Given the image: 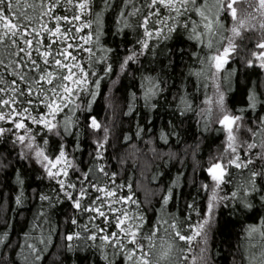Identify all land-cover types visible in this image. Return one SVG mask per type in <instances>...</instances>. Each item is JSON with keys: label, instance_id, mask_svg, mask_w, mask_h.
Instances as JSON below:
<instances>
[{"label": "trees", "instance_id": "16d2710c", "mask_svg": "<svg viewBox=\"0 0 264 264\" xmlns=\"http://www.w3.org/2000/svg\"><path fill=\"white\" fill-rule=\"evenodd\" d=\"M36 2L39 4V0ZM146 4L147 0H109L105 6L103 0H93L89 14L83 17L85 21H92V28L77 35L92 34V42L84 47H91L93 55L84 51L74 53L89 75L86 91H80L75 98L80 108L73 116L76 122L73 135L57 136L42 126L30 124L34 142L26 137L21 144L12 133L0 137V233H7L4 244H0V264H108L103 258L105 254L115 264H131L99 238L86 239L92 233L98 237L103 235L97 225L108 232L117 231L114 216L120 213H110L105 203L103 210L113 221L107 224L103 218L91 219L95 216L93 212L73 208L72 202L56 181L47 177L38 162L35 155L38 148L55 157L61 145L72 167L68 168L67 177L60 178L66 185L75 183L77 190L87 188L82 205L93 206L92 201L103 195L91 187L97 184L115 190L118 197L132 196L135 204L121 202L112 207L126 209L133 218L143 216V221L130 222L143 223L144 235L158 221H168L151 242L156 246L154 249H149V241H144L152 264L157 261L159 264H261L264 260V236H261L264 200L259 191L264 189V180L255 177L256 192H252L251 183L253 171L264 172V124L260 123L264 117V70L253 60V53L263 51L256 44L264 40V29L259 27L264 16L253 12L255 18H249L246 27H255L242 29V36L233 41L235 51L218 72L211 58L229 42L234 24L230 17L221 14V27L215 23V8L211 12L205 8V14L213 20L212 32H208L204 28L207 21L192 4L180 16L161 10L159 17L151 16L147 27L153 35L147 37L141 24L152 10ZM211 6L212 0H209L208 7ZM241 7L248 8V5ZM38 11L29 10L32 15H38ZM75 12L68 4L57 9V14L69 17ZM75 23L78 26L80 22ZM169 27L176 31L169 32ZM142 41H147L148 48L142 47ZM133 53L134 60L122 71L123 61ZM249 60L253 62L252 67L248 66ZM4 75L11 79L7 72ZM214 79L223 95L224 111L214 101L211 109L207 107L212 93L216 92ZM97 80L99 89L93 83ZM93 92L97 93L94 100ZM253 95L255 108L251 107ZM39 111L46 110L40 106ZM65 111L72 115L69 110ZM225 111L241 117L237 121L239 129H234L237 153L225 151L226 132L219 123ZM89 117L96 118L100 129L90 127ZM0 127L11 125L0 122ZM23 134L22 130L17 133ZM98 142L104 144L99 149L102 159L96 158ZM29 143H33L31 149L27 147ZM248 143H255L256 147L248 149ZM236 154L244 162L252 160L253 163L240 169L227 165ZM216 162L227 165L225 182L218 188L207 171ZM100 166L107 176L98 170ZM84 172H88L91 183L85 181L82 185ZM18 176L24 181L22 185L17 183ZM68 190L76 195V191ZM214 190L218 201L213 203V215L209 218L207 208ZM169 192L171 197L165 204L164 198ZM41 195L49 199L41 200ZM17 196L21 197L19 204ZM242 201L252 207L245 208ZM100 203L96 200L97 205ZM207 217L209 223L204 226V232L200 225H204ZM72 219L77 221L75 225ZM172 223L176 224L175 230L169 227ZM253 227L260 231L250 232ZM175 231L193 239L190 243L180 240ZM74 233H80V238L66 240V235ZM69 244L73 246L71 250ZM164 252L167 257L161 259ZM86 256L90 260H85Z\"/></svg>", "mask_w": 264, "mask_h": 264}, {"label": "snow or ice", "instance_id": "6c2138e0", "mask_svg": "<svg viewBox=\"0 0 264 264\" xmlns=\"http://www.w3.org/2000/svg\"><path fill=\"white\" fill-rule=\"evenodd\" d=\"M254 2L255 7H253V0H212V6L208 7L209 0H201L200 4H197V0H147L146 6L152 11L150 14L145 15L141 26L144 27L145 36L151 37L153 32L147 27L151 16L159 17L161 10H167L169 13L174 12L176 16H180L188 11L187 5L192 4L195 6V11L207 21L204 24V28L208 32H212L213 20L209 19L204 9L207 8L211 12L212 8H215V23L223 27L220 23L221 14L230 17L234 22L231 27L233 36L241 37L242 29L251 30L255 27V25H252L250 28L246 27L249 18H255L253 12H260L264 16V0H254ZM92 3L93 0H39V4H37L36 0H0V122L11 125L9 128L0 127V137H3L5 133H12L21 144L25 142L26 137L29 141L34 142L35 135L31 134L32 129L30 124L42 126L48 133H53L57 136L73 135L72 127L76 123L73 120V116L76 114V109L80 108V105L75 103V98L78 97L80 91H86L85 85L88 83L89 75L74 53L84 51L89 53V56L93 55L91 47H84V45L92 42V34L77 35L85 29L92 28L91 20H83V17L89 14ZM103 3L107 6L109 0H103ZM64 4L71 5L76 10L71 17L57 14V9L63 8ZM244 4H247L248 8L241 7ZM249 8L252 11H249ZM38 9V15H32L29 12L31 10V12L35 13ZM96 15L97 24L99 25L100 14L97 13ZM121 15L123 14L121 13ZM166 19L167 17L164 18V20ZM164 20L158 22L163 23ZM75 22L80 23L77 26ZM49 23H51V27H49ZM64 25H69L70 27H64ZM125 26L127 27V25ZM259 27L264 29V22L260 23ZM168 31L173 32L176 29L169 27ZM157 34H159V31ZM197 39H199V36H197ZM78 40H82L83 43H77L76 41ZM96 40H99V35L96 36ZM141 43L143 48H148L147 41H142ZM60 44L64 46L58 47ZM208 47H212L211 41H209ZM256 47L264 50V40L256 44ZM235 48L236 45L229 39L228 46L223 49V52L211 58L218 72L223 68L224 64L228 63V57L231 52L235 51ZM135 55L133 53L123 61L121 65L122 71L129 61L134 60ZM253 56L256 60L260 61L259 67L264 69V51H261L259 54L253 53ZM247 63L249 67L253 66L251 60ZM107 71H111L110 65ZM5 72H7L11 79H6ZM92 75H95V73L93 72ZM93 83L99 89V81H93ZM96 94L95 92L91 93L93 100ZM255 99V95L250 97L252 102L251 107L253 108L256 106ZM219 103L221 110L224 111L223 95H221ZM40 106L46 111L40 112ZM87 107L90 109L91 105L89 104ZM5 109L7 111H4ZM66 109L72 115H68L65 111ZM84 110L81 109V111ZM33 112H36V115H33ZM61 113H64L62 117ZM57 117H60V120H57ZM89 119L92 129H100L101 126L95 117H89ZM240 119V116L229 115L225 111V114L219 121L228 132V147L232 153H237V148L234 146L236 143L234 129H239L237 121ZM260 123L264 124V117L261 118ZM61 128L63 132H61ZM21 130L24 134L17 135ZM248 131L252 132V129H248ZM255 135L256 133L253 132V136ZM44 143L47 144L48 141L45 139ZM27 147L31 149L33 143H29ZM103 147V143H97L96 158H103L102 153L99 151ZM255 147V143L247 144L248 149ZM35 155L38 158V162L43 165L47 177L56 181L60 190L64 192L65 197L72 202L73 208L82 209L85 212H93L95 216L91 219L103 218V221L107 224H112L113 221L103 210L105 203H107L110 213H120V215L114 216V226L117 231L108 232L106 228H100L97 225L98 232L103 233V235L98 237L96 233H92L86 239L95 241L99 238L104 242L105 246H111L116 249L115 254L123 256L131 264H152V261L149 259V251L145 250L144 241H149L148 248L154 249L156 246L151 242L160 232L163 224H167L168 221L165 220L162 223L158 221L157 225H153L151 232L148 235H144L141 231L143 223L136 224L130 222L134 219L143 221V216L133 218L129 216L126 209L121 210L112 207V204L121 202L124 204L129 202L135 204L136 201L132 199V196L118 197L115 190L99 187L97 184H91V187L97 193L103 194L96 197V200L101 201V203L97 205L96 200H93V206H84L82 205V201L88 194L87 188L80 187L77 190L75 183L69 182L66 185L65 180L60 178L61 176L67 177L68 168L72 167L64 146L61 145L59 153L55 157L45 154L43 148H38ZM252 163V160L244 162L239 154H236L227 161V165H232L238 169L247 168ZM227 165L216 162L211 164L207 169L212 180L215 181L217 188L225 182L224 177L227 174ZM98 170L105 176L108 175L103 166H100ZM258 176L264 180V172H252V192L258 191L255 187V177ZM85 181L91 183L88 172L83 173V179L80 183L83 185ZM17 183L22 185L24 181L18 176ZM120 187H123V185ZM128 187L131 188V185H128ZM68 189L76 191V195L74 196V192ZM259 191L262 193L261 199L264 200V189H260ZM235 195L236 193H233V197ZM113 197L115 199H104ZM170 197L171 192L164 198L165 204L168 203ZM39 198L41 200L49 199L47 195H41ZM213 200H215V197H213ZM16 203H21L20 196L16 197ZM241 203L245 208L250 209L252 207L250 203L244 201ZM214 207L215 204L212 202L208 204L207 215L209 218L213 215ZM71 223L75 225L77 221L72 219ZM204 223L207 224L209 221L205 220ZM203 226V224L200 225V228L203 229ZM169 227L175 230L176 224L172 223ZM85 229L87 230V226H85ZM257 231L260 230L255 227L250 229V232ZM196 234L200 235V232ZM175 235L180 240L189 243L193 239L191 236L186 237L182 235L180 231H175ZM261 236H264V231H261ZM65 238L68 241H72L74 238L79 239L80 233L68 234ZM6 239L7 233H0V244H4ZM128 245H131V247L129 248ZM68 247L71 250L73 246L69 244ZM166 257L167 252H164L161 255V259H165ZM103 258L108 261V264H115L114 261L108 259L106 254ZM36 259L39 260L40 257L37 256ZM84 259L90 260V257L86 256ZM156 264H159V261ZM261 264H264V260L261 261Z\"/></svg>", "mask_w": 264, "mask_h": 264}, {"label": "rangeland", "instance_id": "374dc122", "mask_svg": "<svg viewBox=\"0 0 264 264\" xmlns=\"http://www.w3.org/2000/svg\"><path fill=\"white\" fill-rule=\"evenodd\" d=\"M241 32H242V30H241ZM239 37H234L233 36V34H232V32H231V30H230V32H229V39H231L232 41H235V40H237ZM228 46V43L226 44V46L225 47H227ZM224 47V48H225ZM264 51V50H263ZM221 52H223V50L221 51ZM220 52V53H221ZM257 54H259V53H257ZM253 60L255 61V63L259 66V63H260V61L259 60H256V58L255 57H253ZM264 70V69H263ZM213 87H214V89H215V94L214 93H212V95H211V98H210V100L211 101H209V103H208V108H212V106H213V104H212V102L214 101V103L216 104L215 106H217V107H221V105H220V103H219V100H220V97H221V93H220V90H219V87H218V82L214 79V84H213ZM225 129V128H224ZM225 132H226V148H225V151L227 152V153H232V151H231V149H229V147H228V144H229V140H228V132H227V130L225 129ZM234 135H235V133H234ZM235 146V145H234ZM55 171V170H54ZM213 197H215V200H213ZM218 201V193H217V190H214V192H213V196H212V198H211V202L212 203H216ZM206 220H208V217H207V219ZM206 224L204 223V226H205ZM203 226V227H204ZM203 231L205 232L206 231V229H205V227L203 228Z\"/></svg>", "mask_w": 264, "mask_h": 264}]
</instances>
